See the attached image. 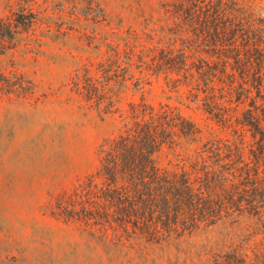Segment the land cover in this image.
Returning <instances> with one entry per match:
<instances>
[{
    "label": "trees",
    "instance_id": "16d2710c",
    "mask_svg": "<svg viewBox=\"0 0 264 264\" xmlns=\"http://www.w3.org/2000/svg\"><path fill=\"white\" fill-rule=\"evenodd\" d=\"M96 1L80 0L90 13ZM158 2L164 23L151 30L154 46L144 44L152 41L146 28L128 34L121 51L107 45L106 62L95 68L100 76L86 66L73 76V92L100 114H118L119 126L98 147L95 171L46 211L108 252L136 254L138 264L170 247L177 255L167 264H264L261 0ZM21 8L0 19V45L14 49L25 34L30 52L39 20ZM151 77H162L180 106L205 116L212 125L206 137L169 103L140 97L115 107L111 82L124 90ZM164 156L174 163L159 166Z\"/></svg>",
    "mask_w": 264,
    "mask_h": 264
},
{
    "label": "rangeland",
    "instance_id": "374dc122",
    "mask_svg": "<svg viewBox=\"0 0 264 264\" xmlns=\"http://www.w3.org/2000/svg\"><path fill=\"white\" fill-rule=\"evenodd\" d=\"M96 4L90 13L80 0H0V19L23 7L39 20L30 35L38 42L30 52L24 49L25 34L14 49L0 45V264L140 263L136 254L108 252L46 211L58 195L95 171L98 147L119 126L118 114H100L73 92L76 71L86 66L100 76L95 68L106 62L107 45L121 51L128 34L146 28L152 41L144 44L152 47L158 36L151 30L164 23L158 0ZM260 5L264 9V0ZM133 83L128 81L124 90L110 83L119 99L115 107L125 109L144 97L153 104L178 106L203 137L211 130L194 106H180L177 95L165 92L162 77L138 87ZM158 162L161 167L174 163L171 156ZM175 255L172 247L151 250L146 264H167ZM179 256L182 262L184 256Z\"/></svg>",
    "mask_w": 264,
    "mask_h": 264
}]
</instances>
